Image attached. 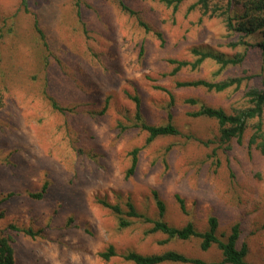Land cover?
<instances>
[{"label": "rangeland", "instance_id": "1", "mask_svg": "<svg viewBox=\"0 0 264 264\" xmlns=\"http://www.w3.org/2000/svg\"><path fill=\"white\" fill-rule=\"evenodd\" d=\"M196 2L182 0L175 10L165 0H28L27 12L23 0H0V233L12 239L15 264H133L124 259L130 252L169 250L220 264L216 246L203 251L199 239L151 233L153 225L138 219L121 228L99 203L127 212L132 202L158 219L153 191L171 226L191 221L205 231L216 216L219 235L227 237L239 224L247 260L264 264V153L249 145L257 121L241 142L222 143L215 120L190 115L203 104L228 114L247 106L249 89L264 85V59L258 47L242 43L255 45L261 36L242 39L223 17L193 8ZM194 49L244 61L220 72L207 59L172 75L177 65L170 60L193 63ZM234 77L247 79L223 92L177 86ZM158 86L173 93L172 106ZM135 96L148 124H166L171 113L181 135L148 143L135 120ZM136 148V172L127 178ZM45 184L42 200L29 196ZM111 246L117 256L105 261L99 254Z\"/></svg>", "mask_w": 264, "mask_h": 264}, {"label": "trees", "instance_id": "2", "mask_svg": "<svg viewBox=\"0 0 264 264\" xmlns=\"http://www.w3.org/2000/svg\"><path fill=\"white\" fill-rule=\"evenodd\" d=\"M182 0H165V3L174 7L176 10L178 4ZM22 6L28 12V0H23ZM123 11H127L130 14H135L134 10L129 8L125 3L121 4ZM193 8L199 9L204 15L223 17L226 23L227 29L238 34L242 39L253 35H260L261 41L255 45L249 44L247 41L242 43L248 49L249 47H258L264 59V0H197ZM35 16V29L40 39L49 50V46L46 40V33L40 24L38 16ZM146 29L148 25L144 22L141 23ZM159 37H162L159 34ZM236 44H233V47ZM193 54L196 57L195 62H180L177 60H170L171 64H176L172 75L177 74L183 68L191 66L192 69H197L207 59L213 60L219 67L220 72L226 70L229 67H234L241 64L244 61V56L237 55L235 58H226L223 55L215 54L213 52H203L197 49L193 50ZM247 78L234 77L221 82H211L207 80H197L192 82H179L178 87H203L209 91L223 92L230 88H239ZM250 79V78H248ZM157 89L166 92L170 97V106L175 103V96L173 93L163 87L158 86ZM247 106L235 111L233 114H228L222 108H214L207 105H200V109L191 113L194 118L204 117L213 119L219 126V138L222 143H229L232 140L242 141L245 133L247 132L249 125L253 121L256 123V131L250 139V147L257 144V147L261 148L264 153V85L261 88H250L246 93ZM136 105L135 120L137 127L148 133V143L160 137L166 136H179L181 131L175 123H173V115L169 113L168 122L163 125H151L146 122L143 117L141 109V101L138 96L131 98ZM190 105H196L195 99L187 101ZM53 108L59 111H65L59 107L56 102L52 103ZM140 149L136 148L132 152V164L128 170L127 178L134 175L138 165V155ZM47 190V184L43 187V190L38 193H30L29 196L36 200H42L45 197ZM14 195V194H13ZM153 197L158 208L159 218L151 219L148 216L140 213L132 202H128L126 207L127 212H124L119 204H112L106 200H99V203L104 207L113 211L119 220V226L126 228L131 225V219L143 220L146 223L153 225L150 230L151 233H163L171 239H178L181 241H189L192 239L200 240V247L203 251L210 250L213 246H216L222 253L223 260L220 264H252L247 260L248 246L246 243L240 245L241 227L239 224H235L231 233L226 235H219L220 222L216 216H210L208 218V227L205 231H199L193 222L186 223L183 227L171 226L165 221L166 205L160 198L157 191H153ZM176 199L180 204L181 210L185 213L186 206L184 200L176 195ZM11 229L19 231L16 226H12ZM26 233L32 234L31 231ZM99 256L108 261L117 256V252L113 246L105 252H101ZM124 259L133 264H163V263H181V264H215L208 263L201 259L191 258L178 251L169 250L161 254L143 255L136 252H130L124 256ZM0 264H15V249L12 244L10 236L0 233Z\"/></svg>", "mask_w": 264, "mask_h": 264}]
</instances>
